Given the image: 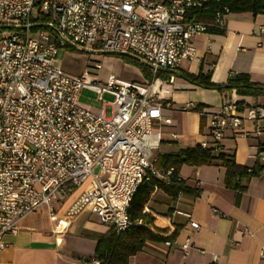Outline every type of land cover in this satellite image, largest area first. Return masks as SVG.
<instances>
[{"label":"built area","instance_id":"built-area-1","mask_svg":"<svg viewBox=\"0 0 264 264\" xmlns=\"http://www.w3.org/2000/svg\"><path fill=\"white\" fill-rule=\"evenodd\" d=\"M208 1L0 0V251L20 219L42 207L53 216L54 203L77 188L68 218L87 209L116 232L128 227L137 186L148 172L165 178L171 171L153 165L161 139L155 125L170 122L161 93L172 79L157 73L195 58L194 35L224 28L226 6L210 21L186 20ZM62 48L136 56L152 79L138 90L113 75L101 84L70 74L56 62ZM81 88L97 92L102 103V94H111L110 113L80 104ZM245 118H264V102L239 103L233 90L210 115V138L219 144L225 129L238 133ZM258 157L264 172V150ZM188 225L199 228L191 219ZM178 246L187 253L190 237Z\"/></svg>","mask_w":264,"mask_h":264},{"label":"crops","instance_id":"crops-1","mask_svg":"<svg viewBox=\"0 0 264 264\" xmlns=\"http://www.w3.org/2000/svg\"><path fill=\"white\" fill-rule=\"evenodd\" d=\"M224 19L223 31L192 37L196 56L183 60L177 70L191 74L210 71L215 83H224L233 72L264 83V12H232ZM56 62L62 68V54ZM129 66L139 77L127 84L144 89L148 80L137 67ZM170 76L171 81L165 85L169 91L161 93V112L170 122L155 125L161 131L155 156L210 142L207 121L233 91L220 93L178 75ZM235 97L242 104L264 102V96L235 93ZM196 104L202 106L201 111L193 109ZM106 105L101 103L99 108L105 111ZM238 131L225 129L218 151L233 154L238 165L252 167L258 153L264 150V118H245ZM179 176L187 185L198 188L199 195L180 193L171 199L157 189L146 207L154 216L153 224L165 229V233L178 227L176 236L171 244H166L167 240L146 241L140 251L129 257L128 264H264V172L244 182L237 202L236 190L224 185L222 166L184 164ZM80 189L54 203L53 216L42 207L20 219L16 232L3 236L0 264H90L85 259L93 255L96 237L110 227L87 209L67 217L65 211ZM190 219L199 224L198 229L189 227ZM186 236L192 246L184 253L177 243Z\"/></svg>","mask_w":264,"mask_h":264},{"label":"trees","instance_id":"trees-1","mask_svg":"<svg viewBox=\"0 0 264 264\" xmlns=\"http://www.w3.org/2000/svg\"><path fill=\"white\" fill-rule=\"evenodd\" d=\"M226 6L229 13L249 12L251 14L264 12V0H209L207 7L189 10L186 20L196 19L210 21L214 13L222 10ZM39 26H37L38 28ZM208 31L221 32L223 28L209 27ZM123 60L137 67L142 75L150 81L152 75L149 67L138 57L120 53ZM170 75H178L184 80L202 88L215 89L220 93L234 90L240 96H251L257 98L264 96V83L252 81L245 73H230L224 83H215L211 80L210 71L191 74L186 71L160 70L157 76L162 79L169 78ZM240 103L241 101L238 100ZM193 109L201 111L202 106L196 104ZM204 115L201 113L200 129L204 126ZM220 145L216 141H211L208 145L195 144L191 147L180 148L177 151L161 153L157 155L156 166L163 169L170 168L168 179H159L148 172L144 179L136 188L130 200L127 212L130 224L122 231L116 232L112 227L107 232L96 237L93 255L85 261L90 262L96 258L100 264H128L129 257L140 251L146 241H166L173 239L178 231L175 227L170 233L158 228L153 224L154 216L146 209L155 191L158 189L175 199L178 194H188L193 197L199 195L200 190L186 184L185 180L179 176L182 165H219L224 167V185L227 188L236 190V202L239 193L245 188V181L251 176L261 172L263 164L256 158L255 164L248 168L238 165L233 154H226L218 151Z\"/></svg>","mask_w":264,"mask_h":264},{"label":"rangeland","instance_id":"rangeland-1","mask_svg":"<svg viewBox=\"0 0 264 264\" xmlns=\"http://www.w3.org/2000/svg\"><path fill=\"white\" fill-rule=\"evenodd\" d=\"M37 10H38V6L35 5L34 8L32 9L33 16L37 15ZM61 54H62V68H65V70L68 73L77 76H87L91 80H94L97 83L105 84L110 74H113L115 78V82L117 84H127L128 82H131L132 80H136L139 77L137 71H135L134 68L129 66V64L126 63L118 53L105 52V51L102 52L86 51V49L78 50V49L62 48L61 50L58 51L57 59H60ZM97 96H98L97 92L90 90L88 88H81V90L78 93L77 100L80 104L96 110L100 107L102 103L101 100L97 98ZM102 99L103 101H106L108 103V105H106L105 107V113L108 115L111 109L109 103L113 99V96L109 93H103ZM207 133H208V137L210 138L209 130L207 131ZM210 140L212 141V139ZM204 143L205 146L208 145L209 142H204ZM155 162L153 163L154 167L161 168V167H157ZM248 168H251V166L250 167L248 166ZM159 179L167 180L168 174L165 178H159Z\"/></svg>","mask_w":264,"mask_h":264}]
</instances>
